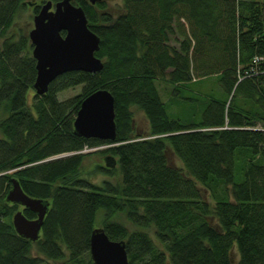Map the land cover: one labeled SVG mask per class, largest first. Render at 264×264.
Segmentation results:
<instances>
[{
    "label": "trees",
    "instance_id": "trees-1",
    "mask_svg": "<svg viewBox=\"0 0 264 264\" xmlns=\"http://www.w3.org/2000/svg\"><path fill=\"white\" fill-rule=\"evenodd\" d=\"M45 1L0 0V264H96L90 239L101 210V227L126 243L130 264H264V1L123 0L115 17L106 0H73L101 39L104 68L67 72L29 104L33 44L11 30L23 9L37 14ZM209 77L219 87L209 98L180 94ZM156 81L173 86L172 99L201 103V120L170 116ZM100 89L116 100L114 140L75 133L83 100ZM133 106L148 132L136 129ZM95 153L116 166L88 170ZM96 172L110 179L98 182ZM13 179L49 202L37 241L14 227L17 210L37 214L7 201Z\"/></svg>",
    "mask_w": 264,
    "mask_h": 264
},
{
    "label": "water",
    "instance_id": "water-1",
    "mask_svg": "<svg viewBox=\"0 0 264 264\" xmlns=\"http://www.w3.org/2000/svg\"><path fill=\"white\" fill-rule=\"evenodd\" d=\"M101 0H92L93 3ZM83 7L73 0L54 3L47 0L41 4L34 17V28L29 33L33 44V56L37 61V78L34 89L37 95L48 92L50 84L70 71L97 73L104 62L96 56L100 49V37L88 25ZM115 97L111 91L100 89L86 97L74 121L75 133L86 138L114 140L117 135ZM105 163L115 167L117 161L107 156ZM7 201L30 209L37 218L29 219L23 210L13 216L17 233L31 241L40 238L49 202L31 197L19 180H12ZM91 255L96 264H130L126 243L110 238L102 227L94 229L90 239Z\"/></svg>",
    "mask_w": 264,
    "mask_h": 264
},
{
    "label": "rangeland",
    "instance_id": "rangeland-1",
    "mask_svg": "<svg viewBox=\"0 0 264 264\" xmlns=\"http://www.w3.org/2000/svg\"><path fill=\"white\" fill-rule=\"evenodd\" d=\"M260 1H264V0H260ZM106 3H107L106 11L110 12L113 16L116 17L121 12L122 7H123V0H106ZM34 17H35V14L33 12V8L31 5H28L26 9H23L18 14L16 23L13 26L11 32L17 33L19 32V29H22L23 31L28 32V35H29L31 30L34 28ZM156 84L161 92L163 99L167 102V109H168V113L170 116L174 118H180L183 122L197 123L201 120V110L203 108L201 103H197L198 101L188 100L187 102H185V101H181L178 99H172L171 90L173 89V86L171 84H168L166 82H161V81H156ZM186 88H190L193 91L182 89L183 91L182 93H180L181 95L196 97V98L199 97L200 100L209 98L210 94L213 95V92L219 90L216 77H209L203 81L191 82L187 84ZM81 91H82L81 86L71 88L64 92H61L59 94V98L61 100H65L67 98L73 97L81 93ZM34 94H36L35 89L31 88L28 92L29 104L32 103ZM132 110L134 113L136 129L142 133L148 132L149 122L146 116L144 115V113L136 106H133ZM95 149H86L85 152L95 151ZM169 157H170L171 162L175 166L179 168H184L183 162L173 153L172 150L169 151ZM96 164H105L104 156H102L101 154L95 153L93 156H91L90 159H87L86 168L92 171L95 168ZM237 166L240 170V168L242 167V162L238 161ZM92 178L98 182H101L104 179H110L109 176H106L104 174L97 173V172L93 175ZM201 188L203 191V197L207 201L214 204V200H213V197L210 191L208 189H205L203 186H201ZM104 213H105L104 210H101L99 212L96 227H101ZM150 232L153 238L155 239V241H157L154 235V232L153 231H150ZM235 257L238 258V255L236 253H235Z\"/></svg>",
    "mask_w": 264,
    "mask_h": 264
},
{
    "label": "bare ground",
    "instance_id": "bare-ground-1",
    "mask_svg": "<svg viewBox=\"0 0 264 264\" xmlns=\"http://www.w3.org/2000/svg\"><path fill=\"white\" fill-rule=\"evenodd\" d=\"M100 148H102V147H97V148L95 149V151H99V150H100Z\"/></svg>",
    "mask_w": 264,
    "mask_h": 264
},
{
    "label": "built area",
    "instance_id": "built-area-1",
    "mask_svg": "<svg viewBox=\"0 0 264 264\" xmlns=\"http://www.w3.org/2000/svg\"><path fill=\"white\" fill-rule=\"evenodd\" d=\"M257 62V60H255V63ZM91 149H95V148H91ZM86 150V149H85Z\"/></svg>",
    "mask_w": 264,
    "mask_h": 264
},
{
    "label": "crops",
    "instance_id": "crops-1",
    "mask_svg": "<svg viewBox=\"0 0 264 264\" xmlns=\"http://www.w3.org/2000/svg\"><path fill=\"white\" fill-rule=\"evenodd\" d=\"M169 102V101H168Z\"/></svg>",
    "mask_w": 264,
    "mask_h": 264
}]
</instances>
